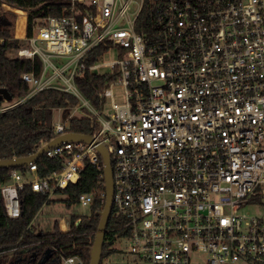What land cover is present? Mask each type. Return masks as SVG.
I'll return each instance as SVG.
<instances>
[{"label": "built area", "instance_id": "obj_1", "mask_svg": "<svg viewBox=\"0 0 264 264\" xmlns=\"http://www.w3.org/2000/svg\"><path fill=\"white\" fill-rule=\"evenodd\" d=\"M66 1V15L39 20L16 49L20 58L38 55L42 68L22 74L29 91L2 99L0 112L54 88L79 103L52 122L51 139L69 132L74 116L98 127L91 125V142L63 141L43 153L61 160L59 170L39 175L35 162L8 169L0 183L6 216L20 217L25 185L47 195L39 211L62 201L57 191L87 165L104 185L102 144L112 170L110 216L127 230L115 241L125 242L134 264H264V0ZM100 43L108 48L86 64ZM113 49L116 58L101 62ZM101 65L112 78L95 106L74 77ZM112 85L123 87L122 102ZM93 203V192L80 193L73 205L90 212L74 213L90 216ZM58 223L68 231L67 217ZM59 259L83 264L77 255Z\"/></svg>", "mask_w": 264, "mask_h": 264}, {"label": "trees", "instance_id": "obj_2", "mask_svg": "<svg viewBox=\"0 0 264 264\" xmlns=\"http://www.w3.org/2000/svg\"><path fill=\"white\" fill-rule=\"evenodd\" d=\"M4 4L26 12V37L32 35V27L38 24L39 20L47 16L66 15L65 10L68 6L66 0H0V6ZM145 14L147 12L143 11L142 15ZM12 27L13 23L6 17L4 22L0 23V88H6L11 99H15L23 97L29 91V85L22 80V74L32 72L38 76L42 61L38 55H34L32 59L8 55L9 51H16L22 46L21 39L14 37ZM137 30H140L139 26ZM107 48V44L100 43L85 57V63L95 62ZM111 78L108 74H97L86 70L76 74L74 82L86 99L93 105L99 106L98 93L103 91ZM2 102L3 100L0 99V104ZM78 103L79 99L68 92L46 88L16 107L0 112V159L23 157L36 152L40 140L50 141L53 137L51 125L54 109L61 108L63 112L68 113ZM91 125L98 127V124L85 116H74L68 120L67 131L92 134L95 129ZM35 164L38 174L43 175L59 170L61 160L42 154ZM8 169L0 168V183L5 180ZM16 169L24 171L25 167ZM100 172L87 165L76 183H70L65 189L57 191L64 193L66 197L62 201L67 206L72 205L82 192L94 193L90 216L71 213L67 217L69 229L65 233L60 231L58 221H54L51 230L37 231L32 228V223L46 199V194L33 192L29 185L19 190L21 214L17 219L6 216L0 197V264L14 262L38 264L42 255L51 247L57 248V251H53L43 264H60L59 254L77 255L83 264H88L100 218L99 212L104 205L100 203V195L105 191L103 179L99 176ZM29 224H31L30 228H27ZM126 234L127 230L122 227L121 221L110 216L106 226L100 264L110 254L116 252L117 249L113 247L116 238Z\"/></svg>", "mask_w": 264, "mask_h": 264}, {"label": "rangeland", "instance_id": "obj_3", "mask_svg": "<svg viewBox=\"0 0 264 264\" xmlns=\"http://www.w3.org/2000/svg\"><path fill=\"white\" fill-rule=\"evenodd\" d=\"M0 23L4 22V18L6 17L13 23L12 33L15 36L20 32L21 28H26V12L18 9L17 11L12 10L7 5L0 6ZM4 17H3V16ZM24 20V21H23ZM25 25V26H24ZM21 26V27H20ZM22 45H26V40L24 38L21 39ZM9 56H15L16 51H9ZM116 58L115 49L105 52L101 58V62H111ZM109 67L107 65H101L94 72L97 74L107 73ZM112 93L114 94V100L118 103L123 101V87L120 85H112L111 86ZM111 100L110 97H106L104 102L103 112L109 113L111 111ZM76 114H81L79 111ZM66 113H60L57 110L53 111V121L56 122L61 119L62 116H65ZM52 121V122H53ZM86 213L89 214V209L79 207L78 205H70L67 206L63 201L54 200L52 205L47 204L42 207V209L38 212L37 216L33 221V227L35 230H51L54 221L61 222L64 218L68 217L71 213ZM117 250L116 252L110 254L106 259L103 260L102 264H134L132 260V256L127 254L124 249H126V244L124 241L116 242L114 241V245ZM11 253V252H9Z\"/></svg>", "mask_w": 264, "mask_h": 264}, {"label": "water", "instance_id": "obj_4", "mask_svg": "<svg viewBox=\"0 0 264 264\" xmlns=\"http://www.w3.org/2000/svg\"><path fill=\"white\" fill-rule=\"evenodd\" d=\"M0 99L10 100L11 95L8 93L6 88H0ZM82 140L85 142H91L92 137L89 134H82L76 132H66L64 134L58 135L48 141L46 144L41 146L36 152L23 156V157H10L5 159H0V168H17L22 166H27L31 162H35L45 151L53 148L56 145L61 144L63 141H75ZM97 150L99 151L104 168V189H105V201L102 210L99 212V222L95 232L93 244L90 250V258L88 264H100L101 262V253L103 242L106 233V226L108 219L111 213L112 208V197H113V180H112V170L110 164V158L106 147L102 144L96 145ZM49 257V256H48ZM44 258V263L47 259Z\"/></svg>", "mask_w": 264, "mask_h": 264}, {"label": "crops", "instance_id": "obj_5", "mask_svg": "<svg viewBox=\"0 0 264 264\" xmlns=\"http://www.w3.org/2000/svg\"><path fill=\"white\" fill-rule=\"evenodd\" d=\"M8 6V5H7ZM10 7V6H9ZM11 8V7H10ZM12 9H15V10H18L16 8H12ZM24 21V20H23ZM25 22H26V19H25ZM25 26V25H24ZM21 27V26H20ZM25 34H26V28L23 27V29L21 28L20 32L17 34V36H15L16 38H24L25 37ZM49 251L47 250L43 255L42 257L40 258V260L38 261V264H43V260L44 258H47L49 256ZM13 264H16L15 262Z\"/></svg>", "mask_w": 264, "mask_h": 264}]
</instances>
